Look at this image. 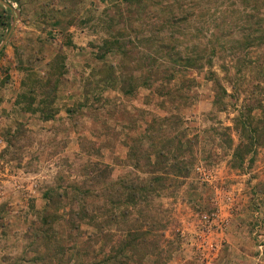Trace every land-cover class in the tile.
<instances>
[{
  "label": "rangeland",
  "instance_id": "obj_1",
  "mask_svg": "<svg viewBox=\"0 0 264 264\" xmlns=\"http://www.w3.org/2000/svg\"><path fill=\"white\" fill-rule=\"evenodd\" d=\"M0 264H264V0H0Z\"/></svg>",
  "mask_w": 264,
  "mask_h": 264
},
{
  "label": "water",
  "instance_id": "obj_2",
  "mask_svg": "<svg viewBox=\"0 0 264 264\" xmlns=\"http://www.w3.org/2000/svg\"><path fill=\"white\" fill-rule=\"evenodd\" d=\"M14 28H15V25L11 28V31H10V33H9V36H8L7 40H6V41L0 46V53H1L2 50L5 48L6 43H7L8 39H9V37L11 36L12 32L14 31Z\"/></svg>",
  "mask_w": 264,
  "mask_h": 264
},
{
  "label": "trees",
  "instance_id": "obj_3",
  "mask_svg": "<svg viewBox=\"0 0 264 264\" xmlns=\"http://www.w3.org/2000/svg\"><path fill=\"white\" fill-rule=\"evenodd\" d=\"M103 1H106V0H103Z\"/></svg>",
  "mask_w": 264,
  "mask_h": 264
}]
</instances>
